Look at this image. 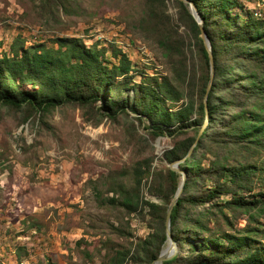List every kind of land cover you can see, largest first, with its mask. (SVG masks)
<instances>
[{
	"label": "trees",
	"instance_id": "1",
	"mask_svg": "<svg viewBox=\"0 0 264 264\" xmlns=\"http://www.w3.org/2000/svg\"><path fill=\"white\" fill-rule=\"evenodd\" d=\"M168 1L142 0L136 26L159 48L168 75L141 72L136 81L139 70L117 45H86L75 37H56L55 45L17 40L0 54V111L46 124L55 108L74 105L110 120L133 114L151 136L186 134L163 153L169 162L184 158L177 167L185 178L170 213L179 251L161 264H264L258 218L264 215V167L250 161L264 153V20L234 11L237 0H192L213 58L205 108L210 67L199 27L184 2L174 0V18ZM129 175V183L114 178L113 193L102 202L139 216L149 231L125 246L111 244L87 264H150L165 243L167 204L181 173L169 166L151 170V160L142 158ZM241 215L246 223L237 227Z\"/></svg>",
	"mask_w": 264,
	"mask_h": 264
},
{
	"label": "rangeland",
	"instance_id": "2",
	"mask_svg": "<svg viewBox=\"0 0 264 264\" xmlns=\"http://www.w3.org/2000/svg\"><path fill=\"white\" fill-rule=\"evenodd\" d=\"M257 1L237 0L234 11L249 10L264 20V4ZM142 5V0H0V54L17 40L24 46L55 45L56 37H75L86 45H117L139 70L136 81L141 72L168 75L159 48L136 27ZM167 12L177 18L174 0ZM179 31L184 33L183 25ZM193 60L190 53L189 63ZM0 113V264L98 262L111 244L125 246L147 234L139 216L103 198L113 193L108 187L114 178L129 183L139 159L149 158L151 170L169 166L164 151L186 134L151 136L133 114L110 120L74 105L55 108L46 124L22 123L21 113L12 110ZM250 161L264 167V153ZM258 218L264 223V215ZM234 223L243 226L244 216Z\"/></svg>",
	"mask_w": 264,
	"mask_h": 264
},
{
	"label": "water",
	"instance_id": "3",
	"mask_svg": "<svg viewBox=\"0 0 264 264\" xmlns=\"http://www.w3.org/2000/svg\"><path fill=\"white\" fill-rule=\"evenodd\" d=\"M181 1L187 5L189 12L192 14L194 19L196 20L197 25L199 27V31H200L199 36L201 37L203 44L205 46V49L207 51V54H208L210 75H209V79H208L206 89H205V93L203 96V103H204V106L206 108V96H207V92H208V89H209L211 81H212V74H213V58H212L211 46H210L209 39H208V37H207L203 27H202V18L200 16L194 2L192 0H181ZM182 159H184V158H181L179 160H175V161L169 163L170 168H172L176 171H179L181 173V179H180L178 188H177L174 196L171 198L170 202L167 204L166 216H165V233H166L165 243H167V244L165 246H164L165 243L163 244L158 256L155 259H153L150 264H161L162 261L173 257L179 251V246L177 245L176 241L172 238V236L170 234V213H171V209H172L174 203L177 200L178 194L180 193V191L182 189L183 181L185 178V172L183 170L179 169L178 167H176L177 162L181 161ZM152 200L155 202L158 201L155 196H153Z\"/></svg>",
	"mask_w": 264,
	"mask_h": 264
},
{
	"label": "built area",
	"instance_id": "4",
	"mask_svg": "<svg viewBox=\"0 0 264 264\" xmlns=\"http://www.w3.org/2000/svg\"><path fill=\"white\" fill-rule=\"evenodd\" d=\"M262 2L264 4V0H258L256 5H259V3Z\"/></svg>",
	"mask_w": 264,
	"mask_h": 264
}]
</instances>
